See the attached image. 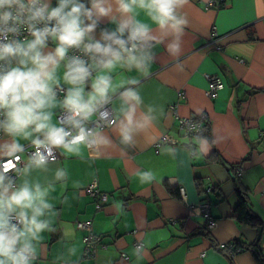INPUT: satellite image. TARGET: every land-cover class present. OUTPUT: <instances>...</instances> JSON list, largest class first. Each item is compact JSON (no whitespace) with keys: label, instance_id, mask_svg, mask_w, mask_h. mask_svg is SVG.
Masks as SVG:
<instances>
[{"label":"crops","instance_id":"obj_1","mask_svg":"<svg viewBox=\"0 0 264 264\" xmlns=\"http://www.w3.org/2000/svg\"><path fill=\"white\" fill-rule=\"evenodd\" d=\"M206 2L191 0L185 7L189 26L179 56H170L163 45L155 49L157 60L140 87L145 104L163 109L151 132L138 137L127 154L113 137L101 159H60L70 176L66 191L57 186L51 194L62 208L60 219L88 220L93 233L101 236L95 255L86 258L83 253L79 264H256L250 250L230 253L226 245L234 239H259L264 249V225L232 214L243 193L246 204L264 220V0H224L217 7ZM213 25L218 33L214 39ZM215 74L224 85L209 97L208 77ZM203 112L208 118L203 135L216 143L206 155L195 157L189 140L196 133L185 136L182 129L190 128L185 116ZM163 134L174 140L175 158L153 143ZM213 150L221 160L212 158ZM149 169L157 179L141 184L135 173ZM93 180L108 192L98 209L86 189ZM72 181L82 183L79 191ZM63 195L69 198L67 204H61ZM206 221L209 237L199 232ZM85 233L82 228L77 233L82 252ZM45 235L44 258L37 264H51L65 251L58 234ZM136 241L146 245L141 261L132 255Z\"/></svg>","mask_w":264,"mask_h":264},{"label":"clouds","instance_id":"obj_2","mask_svg":"<svg viewBox=\"0 0 264 264\" xmlns=\"http://www.w3.org/2000/svg\"><path fill=\"white\" fill-rule=\"evenodd\" d=\"M190 3L0 0V264H37L45 234H58L65 249L51 264H79L80 227L60 219L51 196L57 186L66 191L70 179L60 159H101L113 137L127 154L158 124L163 109L145 104L140 87L157 46L181 53ZM189 130L196 133L190 155H206L216 140L199 123L184 127L185 136ZM153 143L175 158L167 137ZM135 175L141 184L157 179L150 169ZM72 187L79 191L82 183ZM145 254L138 242L132 255L141 261Z\"/></svg>","mask_w":264,"mask_h":264},{"label":"built area","instance_id":"obj_3","mask_svg":"<svg viewBox=\"0 0 264 264\" xmlns=\"http://www.w3.org/2000/svg\"><path fill=\"white\" fill-rule=\"evenodd\" d=\"M223 2H224V0H207L206 6L217 7V6L222 5ZM210 37L212 39H214L215 37H218V33H217V29H216L215 25H213L211 27ZM207 77H208V75H207ZM223 85H224L223 79L219 74L209 76L208 77V86H207V89L205 90L206 95H208L209 97H214L216 95V91L221 89L223 87ZM187 120L190 122V128L189 129H191L195 123H199L200 126L202 127L205 123L208 122L207 114L205 112L197 114L195 116L187 117ZM189 131L192 133H195L191 130H189ZM162 136L167 137L168 141L174 142V140L169 138V136L167 134L161 135L157 140H159ZM155 146H156V144H155ZM237 172L239 173L240 170ZM86 189H87V192L89 193V195H91L93 197L95 207H99L100 204L108 198L107 192L99 190V187H98L96 180H93L90 183H88ZM179 189H180L181 193L183 194L184 193V187L180 186ZM213 223H214V221L211 219L210 225H212ZM76 224H78L80 228L86 230V233L82 237L84 256H94L95 251H96V243H97L99 237H97L92 232L90 221L78 220L76 222ZM138 242H140V241H136L135 244H137ZM126 257H127V255H126Z\"/></svg>","mask_w":264,"mask_h":264},{"label":"trees","instance_id":"obj_4","mask_svg":"<svg viewBox=\"0 0 264 264\" xmlns=\"http://www.w3.org/2000/svg\"><path fill=\"white\" fill-rule=\"evenodd\" d=\"M204 128H205V126L202 127V129H204ZM213 151H215V150H213ZM212 154H213L212 158L216 159L217 161L221 160V156H220V154L217 151L213 152ZM240 164H241L240 162L235 163V164H233L232 168L233 169H235V168L237 169L238 167H236L235 165L239 166ZM197 182L199 183V180H197ZM199 189H202L201 185H199ZM99 190H101V189L99 188ZM170 190L172 191L174 196L179 197V194H178V191L176 190V187H173V186L170 185ZM101 191H104V190H101ZM107 194H108V192H107ZM240 196H241L242 200H240L238 205L233 209V213H232L233 216H235V218L237 220L248 222V223H250L252 225H255L257 227H263L264 220L246 204L245 195L242 193V194H240ZM102 203L100 204L99 207H96V208L97 209L101 208L102 205H103ZM201 228L202 229H200L199 232H202L205 236L209 237L211 233H210V230L207 229V221H206L205 224H203L201 226ZM95 235L97 237H99L98 241L96 243V246H98L99 242H100V239H101V236L99 234H96V233H95ZM100 244H102L104 246L103 243H100ZM258 244H259V239L251 241V242H243L240 239H234L233 241H231L229 243V245H226V247H227V250L230 253L231 252H236V251H239L241 249H245L246 248V249L250 250L253 253L255 261H256V264H264V249L260 248L258 246ZM84 257L87 258V257H93V256H84Z\"/></svg>","mask_w":264,"mask_h":264},{"label":"rangeland","instance_id":"obj_5","mask_svg":"<svg viewBox=\"0 0 264 264\" xmlns=\"http://www.w3.org/2000/svg\"><path fill=\"white\" fill-rule=\"evenodd\" d=\"M186 118L188 117V116H185ZM205 125H203L202 127H204ZM179 191H180V189H179ZM181 192V191H180ZM93 232V231H92ZM95 234V233H94Z\"/></svg>","mask_w":264,"mask_h":264}]
</instances>
